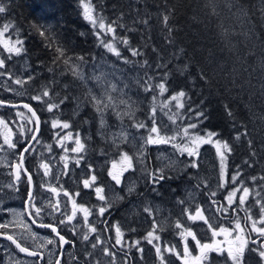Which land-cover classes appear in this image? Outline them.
<instances>
[{"label": "snow or ice", "instance_id": "1", "mask_svg": "<svg viewBox=\"0 0 264 264\" xmlns=\"http://www.w3.org/2000/svg\"><path fill=\"white\" fill-rule=\"evenodd\" d=\"M223 3L229 12H232L233 8H236V12L233 15L242 17V23L251 24V18L249 17L247 11L239 6V0H206V6L210 7L211 14L214 16H219L220 12L217 10L218 4ZM264 4V0H261ZM80 4L83 7V17L84 19L90 21L93 26H97V20L100 22L98 24L99 29L112 34V40L104 41L103 47L107 49L108 52L113 54L118 60H121L125 64H133V66L139 65L140 68H151L152 66L145 59L144 61H130L127 57L122 56L121 50L117 45H124L131 52L132 56H142L143 53L137 49L132 48L129 44V40L126 37L118 36L116 34V29L124 27V25L114 21L107 26L103 22V18L96 17L93 15L94 8L91 5V0H80ZM8 7L4 3H0V14L6 13ZM262 15H264V8L261 9ZM171 15V11L162 14V22L166 28H168L169 36L172 29L168 26V20ZM141 23L147 24V20H141ZM115 25V26H113ZM221 27V37L225 42V46L229 48V51L235 49L236 45L231 42V37L236 35H243L246 38L250 37V32L248 31L237 33L234 29H229L225 27L223 22L220 24ZM10 28H14L12 23H7L3 25L2 30H0V46L3 50L8 53L7 57H0V78L7 77L12 83L21 86L20 89L12 88L7 83H4L2 87L6 91H10L17 96H26L30 101H36L44 105L42 110H46L49 113L57 112V115L51 119L50 125L51 129H59L53 133V138L56 140V144L61 148L64 153L59 157L60 161L63 162V168L55 175H51L52 165L51 159L45 158L42 154L39 156V163L33 171H29L28 168L24 166L25 160L35 153V144L41 143L40 140V125L42 123L40 116L37 114V109H34L30 103H23L22 107L27 110L26 115L24 112H17V115L24 121L18 129V137L13 139L15 135L12 129L8 127V124L3 118H0V135H3V143L0 144V152L5 153V155L0 156V166L10 169L9 175L13 177L12 181L6 186H0V190L3 187L12 189L13 191H19V186L21 184H26L27 200L25 213H16L15 210H10L0 207V211L9 212L11 211L14 216L21 217V226L29 233L28 237L21 236L17 237L16 233L9 234L8 229L15 223V221L0 222V237L11 242L15 245L16 249L20 253H25L28 256L42 259L41 253L35 250H30L21 241L27 238L35 239L37 234L31 231V228L23 222V216L26 214L31 223L37 225L38 227L48 228L55 237L48 238L46 244H58L60 252L58 255H63V245L72 244L75 246L73 241H69L61 234L63 228L70 229L73 235H78L82 242H86L90 245L92 250L100 248L105 256L111 257L109 264H117L116 257L118 253L113 251L117 246L119 250L124 252L125 257H128L129 252L132 248H135L138 253H140V258L143 259L144 248L141 246L142 241H146L147 244L152 245L155 250V255L159 261V264H173L170 257L175 256L177 260L181 261V264H253L252 254L258 257L257 264H264V175L250 176L244 178L242 170L237 166L236 171L229 176L227 170V160L229 155L232 153V145L226 141L219 138V134L210 130H206L202 135L196 130L200 123H203L207 119L206 114L203 110L193 109L191 106L188 107V113L194 114L195 123L183 124V120L186 118L187 113L183 111L187 101L190 100L187 93L184 90L173 93L171 96L160 99L164 97V94L168 92L167 78L169 73L165 71L162 76L157 80L156 75H151L148 72H144L143 76L137 74L134 77L135 85L139 87L144 93H152L151 106L147 114L146 120H137L135 118V112L133 110V104L135 101L131 100V97L124 91L125 88H129L130 85L125 83L123 88L118 87L117 84L111 83L103 79V74L95 76L97 87H99L100 92L96 93L92 88L88 89V95L84 102L90 104L95 112L98 114L99 118V130L98 135L102 139H105L112 147L117 150L120 149V145L129 142L130 132L127 126L123 123L125 117L132 120V127H134L137 132L140 129H145L148 135L145 137L143 135L139 136L141 141L140 147L137 149L136 158L139 160H145V149L149 145H161V144H171V146L180 155H187V157L192 158L187 167L199 168L200 152L199 149L204 144H212L216 149V155L219 158V175L217 190L221 188L227 189V195L224 197L226 204L213 199L217 195V191H209L207 193L209 197V205L207 208L196 203V197L190 192L186 199H177L176 203L182 205L181 217L186 216L188 221L193 223L197 221H202L204 225L207 226V232L210 233V240L205 242L203 238H198L197 232L191 227H186L184 223L178 218L175 222V228L180 231L177 235L180 237L179 243L182 244V249L177 250L178 246L175 244H164L161 245V237L159 232L165 230V225L158 223L155 219L152 221L151 230L147 231L146 235L141 239L134 240L132 242H126L124 240V232L121 226L117 222L116 224H108L105 213L109 211L111 205L106 202V197L102 194L103 188L96 184L97 176L93 170V166L89 163L87 165L88 172L91 173L83 178L82 181H76L77 183L82 182L84 189H93L96 193L98 200L105 202L99 206H88L85 204H78L76 197L80 195L79 191L69 192L63 188V184L60 183L62 176H68L69 164L74 163L77 167L80 166L81 162L86 159V153L88 151L87 141L91 140V136H85L81 138L80 132L77 131L75 134L70 129L72 128V122L67 120H61L59 109L62 104H64L69 97L67 95L60 97L59 93L54 92L52 84L42 85L36 94L32 95L23 89V85L29 81L34 80V77L29 75L26 79L15 77L14 73L7 67L6 60H11L13 56H20L26 50L23 47L24 41L20 38L15 40L12 39L11 35L5 38V34L9 33ZM40 35L44 36L45 32L40 31ZM100 33L97 32V36ZM169 43L173 41L169 38ZM155 51V49H153ZM58 55L54 58L53 63L55 64L61 57H64V52L61 49L56 50ZM183 53V49L179 52L173 53L174 59H180V55ZM79 60L83 61V57H78ZM170 62V61H169ZM64 64L69 63L68 58H64ZM188 65H184L182 69H178L181 72L187 70ZM79 66L73 64L70 68L72 74L85 81V76L83 72L78 70ZM157 69L167 68V62L158 63L156 65ZM223 66L221 65V70ZM52 71V69H49ZM201 79L207 81V76L201 72ZM55 81H53L54 83ZM86 82V81H85ZM233 84L235 81L233 80ZM67 87V85H65ZM117 93L118 95H113ZM56 97V99H53ZM47 98V99H46ZM77 99V107L74 109V115H78V110L80 108L81 101ZM174 102V103H173ZM8 106L11 108H18L19 106L11 101L0 99V107ZM123 106V110L121 108ZM111 112L120 121L119 130L115 132L104 131L108 125L106 120L107 113ZM225 110L229 117L233 118V128L236 129L240 127L242 130L236 131L234 139L236 141L245 140L252 149V139L250 138L249 131L246 125H240L235 122L231 110L225 105ZM159 113L168 117L171 125L174 126L173 134H167L168 125H165L162 120L158 123ZM190 119V117H189ZM264 119V117H261ZM181 121L180 124L177 121ZM147 121H151V127H149ZM44 123H49L44 121ZM162 129L165 131L162 133ZM178 129V130H176ZM67 130V131H66ZM179 138V143L177 142ZM132 141L137 139V136H131ZM35 142V143H34ZM71 142L74 144L73 147L69 149L67 146ZM20 144H24V147L19 151H15ZM6 146V148H5ZM47 150L49 153L52 152V145H47ZM8 150L11 151L13 159L10 161L8 159ZM75 154V155H69ZM27 154V155H26ZM102 155L107 153L102 149ZM252 156L256 153L254 150L250 152ZM175 163V162H171ZM244 163L249 167H253V163L250 160H245ZM118 164L120 165V171L114 172L117 169ZM133 168V156L129 155L127 152L120 151V160L112 162V170H109L108 175L117 183L121 182L120 176H122L124 171ZM43 170V175L40 177V187L47 192L54 194L53 196H48L46 199H41V203L37 206L36 201L40 199V194L33 191L35 185L33 182V176L39 175L40 170ZM147 175L149 181L153 185V191H156L155 186L158 185L162 180L165 179L164 169H156L149 171L146 167L143 169ZM45 177H51L46 180ZM170 178V177H169ZM247 179L253 187H249L245 183ZM56 182L54 186L52 181ZM260 181L257 184V181ZM203 186L207 187L206 181L203 182ZM201 187V182H198L195 186L196 189ZM259 189V190H258ZM133 188L129 189V192L133 191ZM239 193V196L237 195ZM61 194L66 200H61ZM249 197H252L254 204H249L247 201ZM68 202L71 203V211H68ZM2 204V201H0ZM259 208L258 215L253 214V208ZM145 212L150 216L153 215L152 209L150 207H145ZM209 212L210 215H205V212ZM243 212V217L240 213ZM234 215H229V214ZM58 214L59 219H56L54 223H38L36 217L42 215H48L56 217ZM78 214L82 216V220H78ZM96 215L99 218H103L101 223L105 224L103 231L110 232L114 230V243L111 244V248L105 246V241L101 239L99 230L95 223H89V217ZM221 220H227L228 225L220 223ZM75 221V223H74ZM63 226V228H61ZM83 228L87 230L84 231ZM78 229H81L78 232ZM130 231H135V229H130ZM95 235V239H91L92 235ZM223 236V240H218L217 237ZM191 242H194L195 249L192 248ZM112 240V237L108 238ZM41 245V247H45ZM127 247L128 251H124ZM195 250L196 254H193ZM86 255L88 257L94 256V251H88L85 249ZM215 254V255H213ZM36 264V260L33 261ZM56 264H61V259L56 260ZM99 264V261H97ZM124 264H128V260L124 261Z\"/></svg>", "mask_w": 264, "mask_h": 264}, {"label": "trees", "instance_id": "2", "mask_svg": "<svg viewBox=\"0 0 264 264\" xmlns=\"http://www.w3.org/2000/svg\"><path fill=\"white\" fill-rule=\"evenodd\" d=\"M2 2L8 7L3 18L5 24L14 25L9 33L24 41L23 47L26 51L23 52V56L33 69V73L29 75L33 76L34 80L24 84V89L34 95L42 85L52 84L54 92L59 93L60 97L65 95L69 97L60 106L63 111L59 113L60 119L73 121L75 126L82 127L83 124H77L72 116L70 118L64 114V110L71 107L72 93H76L75 80L68 67L77 62L78 57L89 61L99 59L105 50L103 42L112 39V35L103 34L97 26L94 27L90 21L84 19L80 0H2ZM91 5L94 8L93 15L102 17L106 26L114 21L124 25L116 29V34L126 37L132 48H137L143 53L142 56H132L127 47L117 45L122 56L130 61L142 62L146 59L152 67L140 68L139 65L133 64H126L127 66L140 76H143L144 72L156 75L157 80L167 71L168 96L184 90L190 97L187 108L191 106L193 109L203 110L207 116L201 128L218 133L220 139L232 145L233 151L227 160L229 176L236 171L237 166L242 170L244 178L264 175V119H261L264 117V15L261 13L264 4L261 0H239V6L247 11L251 18V24L242 23V17L233 15L236 8L229 12L222 2L217 7L220 15H212L210 7L206 6V0H91ZM169 11L171 15L168 26L172 29L170 36L168 28L162 22V14ZM141 20H147V24L141 23ZM97 21L100 22L99 19ZM221 22L237 33L253 29L250 32L251 38L243 35L231 37V42L236 47L229 51L221 37ZM41 30L45 32L44 36L40 35ZM97 32L100 33L99 36ZM169 38L173 43L168 42ZM57 49L63 50L64 57L54 64L53 60L58 55ZM180 49H183L180 59H174L173 53L179 52ZM64 58L69 59L67 65L63 63ZM165 62L167 68H156L158 63ZM185 64L188 65L186 71L178 70ZM201 72L207 76V81L201 79ZM65 74H69L68 77L64 76ZM22 97L23 99L17 102L30 103L37 109L42 119L40 138L49 136L42 106L30 101L27 95ZM225 105L231 110L237 124L247 126L253 142L251 150L245 140L234 139L235 132L242 129L233 128V118L228 116ZM18 111L27 113L25 110L0 108V113L7 117L14 116ZM56 115V111L52 112L53 117ZM83 118L81 115L80 120ZM95 140L98 142L97 138ZM98 147L108 152V146L99 144ZM252 150L255 151V156L250 154ZM88 152L93 154L91 148ZM89 158L94 160L95 156ZM245 160H250L254 166L249 168L244 163ZM36 163L37 156L27 158L26 165L30 172ZM174 181L165 177V182L159 183L156 189L164 195V191H168L165 188ZM140 183V192H145L148 188L142 186V181ZM245 183L253 187L247 179ZM259 183L258 180L257 184ZM23 186L25 187L22 188V195L27 198L28 188L26 184ZM147 186L153 189L151 182ZM142 198L143 196L137 197L136 202L142 203ZM220 199L222 200V197ZM247 203L255 202L250 197ZM258 213V206L254 207L253 214ZM142 216L148 219L150 215L146 213ZM168 228L159 232L161 241L177 244L178 231L173 223ZM62 234L65 233L62 231ZM144 234V230H139L136 233V240L137 236L140 238ZM71 246L75 247L76 244ZM86 248L88 251H94L92 258L95 264L97 261L99 264L102 263L98 250H92L90 245L84 244L81 254L78 255L81 262L78 261V253L76 254L78 264H94L91 263V257L86 255ZM181 249L182 247H179L178 250ZM146 260L144 257L142 264H145Z\"/></svg>", "mask_w": 264, "mask_h": 264}, {"label": "rangeland", "instance_id": "3", "mask_svg": "<svg viewBox=\"0 0 264 264\" xmlns=\"http://www.w3.org/2000/svg\"><path fill=\"white\" fill-rule=\"evenodd\" d=\"M0 3H3L2 0H0ZM6 4V3H4ZM6 14V13H4ZM4 14H0V30H2L4 22ZM91 23V22H90ZM92 24V23H91ZM99 22L97 21V27ZM93 25V24H92ZM99 28V27H98ZM101 30V29H100ZM101 32L105 35L111 36V33H107L104 30H101ZM11 35V33H6L5 38H8V36ZM12 39H17L16 37L12 36ZM112 39H108L107 41H110ZM103 42V39H101ZM9 54L6 53L3 50V47L0 46V57H7ZM79 66L78 70L83 72L85 76V81H81L74 75V88L76 89V93H72L71 97V107L64 110V114L67 117L72 116V118L77 122V124L82 125L75 126L74 122L72 121V128L70 129L75 132L79 131L81 138L83 139L85 136H91V140L87 141V148L88 150L91 148L93 151V154L91 155L88 151L86 153V159L83 160L79 167H77L74 163L69 164V169L71 170L69 172L68 176H62L60 179V183L63 184V188L68 190L69 192L79 191L80 195L76 197L78 204H85L88 206H99L105 202H102L98 200L96 193L93 189H84L82 182L77 183L76 181H82L83 178H86L87 175H90L91 173L88 172L87 165L90 163L93 166V170L97 176L96 184L101 186L100 182V173H104L106 176L108 175L109 170H112V162L119 161L120 160V151L127 152L129 155L133 156V168L129 169L127 171H124L122 176H120L121 182L117 184L112 178L110 182V190L114 192L115 196V202L119 200V203H126L127 197H139L143 196L142 203L137 202H130L126 203L123 207H125V210L128 212H136L137 215L141 216L145 215L147 212L144 211L145 207H150L152 209L153 215L149 216L148 219L151 220V225L153 219H155L158 223H162L165 225V229H169L170 225L173 223L175 226L176 220L179 218L182 223L185 224L186 227H191L194 231L204 232V236L206 237L205 240H210V235L207 233V226L203 224L202 221H197L195 223L188 221L187 217H181V211H182V205H178L176 203L177 199H186L191 192L196 197V203H199L200 205L204 206L205 208L209 205V197L207 193L209 191H217L216 197L213 199H216L218 201H221L222 203L226 204V201L224 197L227 195V189L221 188L217 190V184L219 182L218 175H219V158L216 155V149L212 144H204L200 147V159H199V168H192L187 167L189 161L192 158L187 157V155H180L176 150L171 146V144H161V145H149L145 149V160H139L136 158L137 149L140 147L141 141L139 140V136H147L148 132L145 129H140L139 132L132 127L133 121L125 117L123 123L127 126L128 131L130 132L129 142L124 143L120 145V149L117 150L116 148L112 147L105 139H102L100 135H98L99 130V118L98 114L95 112V110L92 108V106L86 102V97L88 95V89L92 88L94 92L99 93L100 89L96 85V81L94 80L95 76H99L103 74V79L115 83L118 85V87L123 88L124 84L127 83L130 85L129 88H125L124 91L128 94V96L131 97L132 101H135V104H133V110L135 112V118L137 120H146L147 114L149 112L150 106H151V97L152 93H144L139 87L135 85L134 77L137 76V73L135 70H133L131 67L127 66L125 63H123L121 60H118L113 54L105 50L102 52V55L99 57V59L89 61L88 59H85L83 61L78 60L77 62L73 63ZM69 65L68 69L70 71L71 66ZM7 67L14 73L15 77H19L22 79H26L29 74L33 73V69L30 66V63L25 60L23 53L20 56H13L11 60H6ZM71 72V71H70ZM72 73V72H71ZM69 74H65L64 76L68 77ZM140 75V74H139ZM4 83H7L12 88L20 89L21 86L16 85L12 83V81L8 80L7 77L0 78V98L5 100H11L13 102L22 100V96H17L14 93L10 91L4 90L2 85ZM25 88V85H23V89ZM113 95H118L117 93H114ZM169 97L168 92L164 94V97H161L160 99H165ZM81 101L80 108L78 110V115H74V109L77 107V99ZM35 103L39 104V106H42L41 109L44 108V105L34 101ZM174 103V102H173ZM123 110V106H121ZM45 113V121H48L49 123H45L47 126V133L49 136L45 138H40L41 143L35 144V153H33L32 156H29L30 158H33L37 156V164L39 163V156L42 154L45 158L51 159L52 165V171L51 175L55 176L62 168H63V162L60 161L59 157L63 155L61 148L56 144V140L53 138V133L55 131H59V129H51L50 121L52 118V113L47 112L46 110H42ZM55 111V110H54ZM70 111V113H69ZM185 113H187L186 118L183 120V124L187 125L188 123L192 122L195 123V117L194 114L188 113L187 103L185 105V108L183 109ZM63 111L59 109V113H62ZM91 112V113H90ZM28 115L27 113H25ZM62 114V115H64ZM70 114V115H69ZM83 115L82 121L80 120V116ZM158 123L160 120L163 121L165 125H168L167 128V134L172 135L174 126L170 124L168 117L163 115L162 113H159L158 111ZM190 117V119H189ZM0 118H3L5 122L8 124V127L12 129V132L15 134L13 136V139H16L18 137V129L20 128L21 124L24 123V121L16 114L14 116H5L0 113ZM107 125L108 127L104 130L108 133L115 132L119 130V124L120 121L117 119V117L111 112V110L106 115ZM204 122V121H203ZM14 123V124H12ZM149 127H151V121H147ZM178 124L181 123V121H177ZM203 123H200L198 128L193 131H199L202 135L206 130L202 129ZM178 130V129H176ZM2 131V129H0ZM67 131V130H66ZM165 131V129H162V133ZM131 136H137V139L135 141H132ZM95 138H97L98 142H95ZM179 143V138L177 140ZM3 143V135H0V144ZM90 144V146H89ZM98 144V145H97ZM100 145L108 146V152H106V155L101 154ZM47 145H52V152L49 153L47 150ZM19 146H24V144H20ZM19 146L15 150L19 152ZM69 149L74 146L73 143L69 142L68 145ZM6 148V146H5ZM99 148V149H98ZM12 150H8V159L11 161L13 159V156L11 155ZM105 151V150H104ZM5 155V153L0 152V156ZM69 155H75L69 153ZM90 156H95V159L92 160L89 158ZM151 156V158H149ZM171 162H175L174 164ZM35 166V168H36ZM145 167L149 171H153L156 169H164V175L168 180H175L171 185H168L165 189L168 191H164L165 194H161L159 190L156 189V191H153V189H150L147 184L150 183L147 175L143 171ZM33 168V170L35 169ZM228 170V168H227ZM10 169L0 166V186H6L9 182L12 181L13 177L10 176L9 173ZM114 172L120 171V165L118 164L117 169L113 170ZM187 171V172H186ZM43 175V170H40L39 175L35 176V193L40 194V199H37L36 204L37 206L40 205L41 199H46L48 196H53V199H55L54 194H51L47 192L46 190L42 189L40 187V177ZM184 175L183 177H181ZM170 177V178H169ZM51 177H45L44 179L48 180ZM139 179L143 182L142 186H145L148 188L145 192H140V182ZM206 181L207 187L203 186V182ZM198 182H201V187L199 189L195 188V184ZM54 186L56 185V182L52 181ZM195 183V184H194ZM159 186L156 185L155 188ZM25 187L23 184L19 186V191H13L10 188L3 187L2 190H0V201H2V204H0V207L15 210L16 213H25V201L26 198L22 195V188ZM103 188V186H101ZM133 188L134 190L129 192V189ZM176 188V189H174ZM107 190L103 188V195L106 197V202L109 204V200L106 194ZM239 196V193L237 194ZM222 197V200L220 199ZM130 198V200H131ZM250 198V197H249ZM61 200H66L65 197L61 194L60 197ZM151 201V202H150ZM114 203V202H112ZM113 207L109 209V211H112ZM116 212L120 213L118 209H115ZM68 211L70 213L71 211V203L68 202ZM108 211V212H109ZM106 212V213H108ZM205 215H210L209 212H205ZM230 216L233 214H229ZM242 217V216H241ZM37 221L39 223H45L46 220L51 221L52 223L55 222L56 219H59V216L57 214L56 217L48 216V215H42L40 217H36ZM78 220H82V216L78 214L77 217ZM8 221H15V223L8 229L9 234L16 233L17 237L20 238L21 236L28 237L29 233L21 226L20 221L21 217L14 216L11 211L9 212H3L0 211V222H8ZM23 222L26 223L30 228L31 231L37 234V237L35 239L27 238L22 240L21 242L24 243L27 247L43 253L47 257V264H56V260L58 258L59 253V246L58 244H46V240L48 238H53V236L49 232H39L32 228L30 222L27 220L26 215L23 216ZM95 223L96 227L99 230V223H98V217L96 215H93L89 217V223ZM75 223V221H74ZM141 222L139 226L136 228V231L139 230H145L142 226ZM220 223H224L226 226L228 225L227 220H221ZM63 228V226H61ZM176 229V228H175ZM81 229H78V232ZM84 231H86V228H83ZM178 232L179 229H176ZM2 231V230H0ZM66 235V238L70 241H73L74 244H76L75 247L69 246L68 250L65 253V256L67 257V264H78L76 259L78 258V261L81 262L80 257L78 255L81 254V251L83 250V245H88L86 242H82L78 235H73L72 231L67 228H63L62 230ZM95 235L93 234L91 239H95ZM143 236H140L141 239ZM178 246L182 247V244L179 243L180 237H176ZM144 241L143 243H145ZM190 244L193 245V242H191L189 238ZM161 245L168 244L163 243L161 240ZM45 247H41V245H45ZM148 246L151 248L152 252L150 255H152V264H159V261L155 255V250L152 247V245ZM78 253V254H77ZM77 254V258H76ZM215 255V254H213ZM82 256V255H81ZM24 258V259H23ZM100 261L102 260V263L100 264H109L105 262L106 260L110 261L111 258L103 257L102 254L99 257ZM173 264H179L181 261L177 260L175 256L170 257ZM259 259V258H257ZM91 263H96L93 258H90ZM117 261H121V259H117ZM144 260V255L143 259ZM258 260H253V264H257ZM0 264H33V261L29 260L26 257L21 256L13 247H11L8 244L1 243L0 242ZM40 264V263H39Z\"/></svg>", "mask_w": 264, "mask_h": 264}, {"label": "flooded vegetation", "instance_id": "4", "mask_svg": "<svg viewBox=\"0 0 264 264\" xmlns=\"http://www.w3.org/2000/svg\"><path fill=\"white\" fill-rule=\"evenodd\" d=\"M19 151H20V148H19ZM99 177H100V180H101V182H100L101 186H103V188L107 190L106 194H107V197H108V200H109V204L113 207L112 211H109L108 213H105V217L107 218V223L108 224H116L118 222L119 225L122 228V231L124 232V240L126 242L130 243V242L136 240V233L138 232V231H136V228L139 226V224L141 222H143L142 226L145 229L144 230L145 231L144 236H145L147 231L151 230V227H152L151 220L150 219H146V218H141V216L137 215L136 212H133V213L132 212H128L127 210H125V207H123L126 203H129L128 201L136 202L137 197H134V198H131V197L128 198L127 197L126 203H119L118 204L119 200L115 202L114 192H112L110 190L111 177L110 176H106L104 173H100ZM164 182H165V179L162 180L160 183H164ZM151 186L153 187L152 184H151ZM130 198H131V200H130ZM112 202H114V203H112ZM115 209H118L120 211V213L116 212ZM240 215L243 217V212H241ZM102 219L103 218H99L98 217L99 234L101 236V239L105 241V246H108V247L111 248V244L114 243L115 232H114V230H112L110 232L103 231V229L105 228V224L101 223ZM45 223H52V222L46 220ZM130 229H135V231L134 232L130 231ZM39 232H49L50 233V230H48V229L39 230ZM196 232H197L198 238H203V240L205 242L209 241V240H205L206 237L203 234L204 232H199V231H196ZM207 233H208V235H210L209 232H207ZM61 234H62V232H61ZM62 235H64V234H62ZM64 236L66 238V235H64ZM109 237H112L113 239L109 240L108 239ZM217 239L218 240H223L224 237L220 236V237H217ZM69 246H71V244H68L67 248H69ZM141 246L144 248L143 255L147 259L145 261V264H152V260H151L152 255H150V253L152 252L151 248L148 246L147 242H145ZM191 246H192L193 249H195L194 242H193V245L191 244ZM97 250H98L99 256L102 254L103 257L111 258V257L105 256L103 254V252L100 250V248H97ZM112 250L116 251L118 253L116 258L122 260V262L121 261H117V264H124L125 260H128V264H142V259L140 258V253H138L135 248L131 249V251L128 254V257H125L124 252L119 250V246H117L115 249H112ZM124 251H128L127 247H125ZM59 252H60V248H59ZM65 253H64V255L62 257H60V255H59L58 258H57V259H61V264H67L66 263L67 257L65 256ZM193 254L194 255L196 254L195 250L193 251ZM257 258L258 257H256L255 254H252V261L253 260H258ZM29 260H31V261L36 260V264L40 263L39 259H29ZM105 262L109 263L110 261L106 260ZM41 264H47V257L46 256L44 257V260H43V262Z\"/></svg>", "mask_w": 264, "mask_h": 264}, {"label": "water", "instance_id": "5", "mask_svg": "<svg viewBox=\"0 0 264 264\" xmlns=\"http://www.w3.org/2000/svg\"><path fill=\"white\" fill-rule=\"evenodd\" d=\"M22 104H23V102H21V103H17V105L19 106L18 108H11V107H8V106H3V107H0V108H6V109H10V110H16V109H24L23 107H22ZM32 106V105H31ZM33 107V106H32ZM34 108V107H33ZM24 110H26V109H24ZM27 111V110H26ZM38 114V113H37ZM41 119V118H40ZM42 121V120H41ZM41 130H42V123H41V125H40V135H41ZM35 143V142H34ZM24 166L26 167V164H24ZM33 191H34V189H33ZM25 209H26V203H25ZM27 216V215H26ZM28 218V217H27ZM29 220V219H28ZM30 221V223H31V220H29ZM31 225H32V227H33V229H48V228H42V227H38L37 225H34V224H32L31 223ZM48 230H50V229H48ZM51 231V230H50ZM52 235L53 236H55V234L54 233H52ZM0 240H2L3 242H6V243H9L10 245H12L11 244V242L10 241H8V240H6V239H4L3 237H0ZM67 245L68 244H66V245H63V255H64V253H65V251H66V249H67ZM14 248H15V250L21 255V256H23V257H26V258H30V259H37V258H34V257H31V256H28L27 254H25V253H20L19 252V250L18 249H16V247H15V245H12ZM31 250V249H30ZM40 253V252H39ZM41 255H42V259H39V261H40V264L43 262V260H44V255L41 253ZM62 255V256H63ZM62 256H60V257H62Z\"/></svg>", "mask_w": 264, "mask_h": 264}]
</instances>
